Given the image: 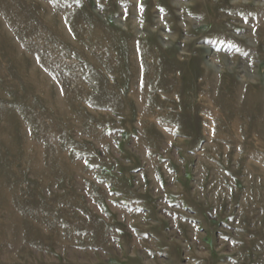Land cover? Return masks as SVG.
<instances>
[{
  "label": "rangeland",
  "instance_id": "rangeland-1",
  "mask_svg": "<svg viewBox=\"0 0 264 264\" xmlns=\"http://www.w3.org/2000/svg\"><path fill=\"white\" fill-rule=\"evenodd\" d=\"M0 264H264V0H0Z\"/></svg>",
  "mask_w": 264,
  "mask_h": 264
},
{
  "label": "snow or ice",
  "instance_id": "snow-or-ice-1",
  "mask_svg": "<svg viewBox=\"0 0 264 264\" xmlns=\"http://www.w3.org/2000/svg\"><path fill=\"white\" fill-rule=\"evenodd\" d=\"M139 9H140V12L142 13L143 12V5L142 4H139Z\"/></svg>",
  "mask_w": 264,
  "mask_h": 264
}]
</instances>
